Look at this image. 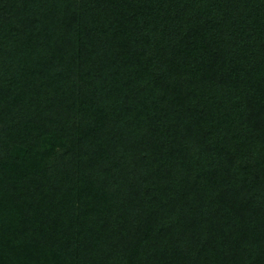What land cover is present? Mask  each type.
<instances>
[{
	"label": "trees",
	"instance_id": "obj_1",
	"mask_svg": "<svg viewBox=\"0 0 264 264\" xmlns=\"http://www.w3.org/2000/svg\"><path fill=\"white\" fill-rule=\"evenodd\" d=\"M0 264H264V0H0Z\"/></svg>",
	"mask_w": 264,
	"mask_h": 264
}]
</instances>
